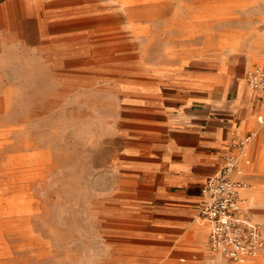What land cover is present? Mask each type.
Here are the masks:
<instances>
[{
  "label": "rangeland",
  "instance_id": "1",
  "mask_svg": "<svg viewBox=\"0 0 264 264\" xmlns=\"http://www.w3.org/2000/svg\"><path fill=\"white\" fill-rule=\"evenodd\" d=\"M65 2V42L35 46L26 21L0 46V264H264V250L234 262L207 248L159 245L120 210L114 167L124 100L169 79L184 57L162 48L237 47L264 63L256 1ZM259 115L247 147L234 153L244 206L264 228V197L243 191L264 192V101Z\"/></svg>",
  "mask_w": 264,
  "mask_h": 264
},
{
  "label": "crops",
  "instance_id": "2",
  "mask_svg": "<svg viewBox=\"0 0 264 264\" xmlns=\"http://www.w3.org/2000/svg\"><path fill=\"white\" fill-rule=\"evenodd\" d=\"M65 1L0 0V46L9 32L19 37L26 21L33 25L35 46L43 40L65 42L71 10ZM255 1L264 18V0ZM256 32L264 39V27ZM236 48L211 51L185 43L171 51L162 48L163 54L184 56L169 71L170 78L144 85L137 96L124 100L126 127L114 166L120 185L116 200L159 245L207 248L221 255L210 249V224L198 216L203 187L224 156L237 150L235 134L244 136L258 127L260 115L256 121L255 115L264 101L261 91L244 82L246 71L257 63ZM243 191L253 200L264 197L261 189Z\"/></svg>",
  "mask_w": 264,
  "mask_h": 264
},
{
  "label": "built area",
  "instance_id": "3",
  "mask_svg": "<svg viewBox=\"0 0 264 264\" xmlns=\"http://www.w3.org/2000/svg\"><path fill=\"white\" fill-rule=\"evenodd\" d=\"M246 84L253 90L264 92V64L246 71ZM258 121H263L262 116ZM252 133L234 136L232 145L243 151ZM238 157L229 152L220 169L206 179L204 201L199 218L210 224L208 237L212 251L234 262L245 261L264 250V228L251 220L241 195L242 182L236 178Z\"/></svg>",
  "mask_w": 264,
  "mask_h": 264
}]
</instances>
